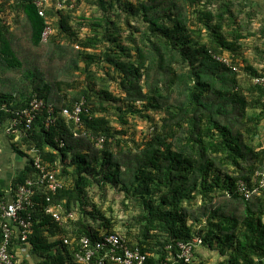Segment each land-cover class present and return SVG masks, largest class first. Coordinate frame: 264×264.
Wrapping results in <instances>:
<instances>
[{
	"label": "trees",
	"instance_id": "1",
	"mask_svg": "<svg viewBox=\"0 0 264 264\" xmlns=\"http://www.w3.org/2000/svg\"><path fill=\"white\" fill-rule=\"evenodd\" d=\"M84 2L50 0L40 17L34 0H0V132L26 162L12 193L35 192L28 240L13 230L15 264H79L83 238L113 234L146 264H197L205 249L216 264H264V190H239L264 170V74L243 53L253 37L264 55L257 15L232 0ZM35 98L44 106L27 128L18 114ZM77 105L80 123L64 114ZM47 172L62 183L54 193ZM8 202L0 188V244ZM180 244L193 245L190 262Z\"/></svg>",
	"mask_w": 264,
	"mask_h": 264
},
{
	"label": "built area",
	"instance_id": "2",
	"mask_svg": "<svg viewBox=\"0 0 264 264\" xmlns=\"http://www.w3.org/2000/svg\"><path fill=\"white\" fill-rule=\"evenodd\" d=\"M85 0H69V8H75L77 5L83 3ZM34 5L37 8L40 17H45L46 10L50 6V0H34ZM58 9H64L66 7L65 2L59 1L57 3ZM54 33L52 27H47L43 32L42 39L47 41L48 38ZM254 84L260 86L264 90V75L254 80ZM264 104V96H263ZM43 101L35 98L32 100L30 107L20 112L19 120H24L25 125L29 128L34 121L37 111L43 107ZM82 112V106L77 105L74 112L65 110L64 114L70 119H73L76 123H80V114ZM19 120L15 121L12 127L7 131L9 134H18L17 126ZM49 120L47 128L49 126ZM35 166L39 170H44L41 166L39 159H36ZM259 186L256 188H250L246 182L239 184V190L244 196L249 199L253 194L260 190H264V170L257 174ZM41 184H47L51 192H56L62 188V183L57 179L56 174L53 172L44 173ZM35 192L24 186H21L15 194L13 200L8 202L3 207L2 232L3 241L0 245V264H15L14 256L10 253L11 238L13 236L14 228H18L21 232V240L25 242L29 238V234L32 232V219L31 216H24L30 209L34 208L33 196ZM60 209L46 208V214L52 216L57 222H61ZM72 215L69 216L71 218ZM65 244H69V240H64ZM195 243H200L196 240ZM80 253L77 255V261L79 264H146L147 255L142 254L138 249H131L121 235L113 234L103 237L94 244L88 238H83L80 241ZM180 257L185 262H190L193 258V245L180 244Z\"/></svg>",
	"mask_w": 264,
	"mask_h": 264
},
{
	"label": "crops",
	"instance_id": "3",
	"mask_svg": "<svg viewBox=\"0 0 264 264\" xmlns=\"http://www.w3.org/2000/svg\"><path fill=\"white\" fill-rule=\"evenodd\" d=\"M58 1V0H57ZM243 4L247 8V12H253L257 15V20L254 21L253 31L262 29L264 31V0H232ZM52 3V1H51ZM259 44L256 38H249L244 44L243 53L246 55L247 66L253 67L259 74H264V55L256 52ZM262 50H264L262 48ZM245 65L242 63V66ZM263 76V75H262ZM264 105V104H263ZM264 142V138H263ZM11 139L4 132H0V188L5 192V196L11 202L14 198L12 193V183L18 175L25 170L26 162L19 155L15 154L11 148ZM261 170L260 172H262ZM258 172V173H260ZM258 182V179H256ZM1 245V244H0ZM24 251V250H23ZM22 251V253H24ZM30 258V256L28 255ZM31 259V258H30ZM30 261V260H29ZM21 262V260H20ZM34 264V263H32Z\"/></svg>",
	"mask_w": 264,
	"mask_h": 264
},
{
	"label": "rangeland",
	"instance_id": "4",
	"mask_svg": "<svg viewBox=\"0 0 264 264\" xmlns=\"http://www.w3.org/2000/svg\"><path fill=\"white\" fill-rule=\"evenodd\" d=\"M83 5H84V8L87 10L88 9V11H89V13H87V14H90V12L91 11H93L94 12V10H92V9H90L87 5H86V3L84 2L83 3ZM148 127H149V125L147 124V123H145V122H142V123H140L139 125H138V130L139 131H143V132H147V130H148ZM114 205V204H113ZM115 209H116V212H117V214H119V216H120V218L123 220L124 218H126V216L124 215V213L122 212V208H121V206H119V204H115ZM197 260H196V262H197V264H216V262L219 260V257H218V255H217V253L216 252H211V251H208V250H203V251H201V254L200 255H198V257L196 258Z\"/></svg>",
	"mask_w": 264,
	"mask_h": 264
},
{
	"label": "clouds",
	"instance_id": "5",
	"mask_svg": "<svg viewBox=\"0 0 264 264\" xmlns=\"http://www.w3.org/2000/svg\"><path fill=\"white\" fill-rule=\"evenodd\" d=\"M22 241V240H21Z\"/></svg>",
	"mask_w": 264,
	"mask_h": 264
}]
</instances>
